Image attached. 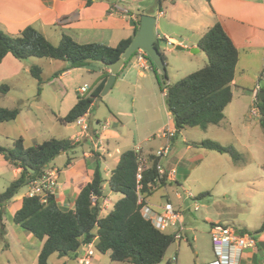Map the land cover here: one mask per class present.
Segmentation results:
<instances>
[{
  "label": "crops",
  "instance_id": "0c3cea01",
  "mask_svg": "<svg viewBox=\"0 0 264 264\" xmlns=\"http://www.w3.org/2000/svg\"><path fill=\"white\" fill-rule=\"evenodd\" d=\"M89 1L0 0V30L15 36L26 27L33 26L53 44L58 45L63 35H68L82 44L99 43L114 47L121 40L132 37L134 35V24L140 22L143 14H148L157 18L155 30L159 46L167 57V62L168 54L173 53L172 47L182 46L184 49L181 51H185V62L193 63L194 59H196L204 67L207 63V56L198 47V42L206 31L219 22L237 47L239 60L232 84L233 100L225 109L224 121L220 125L212 127H221L225 122L231 123L229 115L235 113V103L241 102L242 104L243 101L246 102L243 107L244 115L242 114L241 116L243 123L249 128L253 125L249 119L253 118L250 115V110L255 101L254 90L258 85H260V88L264 85V0H211L210 3L206 0H164L162 9L158 0H92L91 4L88 3ZM115 6L127 9L129 14L112 13L111 10ZM140 9L142 13L133 12V10ZM196 48H199L200 52L192 53L189 51V49ZM242 61H245L248 65H242ZM35 62L37 60H18L12 54H8L4 58L0 64V85L6 83L9 91L5 94L0 93V108L14 109L17 104L27 100L28 92L32 91V88L38 90V82L31 74L32 67L36 66L34 65ZM132 65H135V63L128 64L121 74L117 76L116 82L108 95L120 87L121 91H123V97L126 98V92L128 93L129 91H124V85L127 84L133 88L134 99L147 93L156 96L157 82L150 80V74H154L152 66L150 71L144 72L139 71L135 67L133 69L136 72L134 77L132 76ZM67 66L68 63L65 62L58 71L67 68ZM248 68L254 69V71L248 72ZM72 70L68 69L55 79L62 81L71 74ZM107 73H111L110 68L102 65L87 95H90L102 83ZM24 74L30 75L34 80L24 78ZM250 86L253 87L249 89ZM80 87L76 90V99L66 100L68 94H70L68 91L62 98V103L64 102L65 106L64 117L76 105ZM14 91H16V96H12ZM163 96L165 103V95L163 94ZM109 102L106 106L110 111V115H106L103 120H94L91 115L92 108L97 101L91 111L87 113L90 116L92 128H96V124L105 121L110 124L109 129L105 132L109 147L108 154L100 160L97 155L91 153L93 151L91 140L85 138L78 143H74L76 145L74 150L77 148L82 149V153L79 156L76 152L71 156L65 153L59 155L61 166L65 167V170H61L62 167L56 164L51 163L49 165V167H54L59 171V179L54 196L57 205L62 210H75L79 194L83 187L91 181L98 165H100L104 175L108 178L106 171L110 170L112 172L124 152L141 148L143 160L145 165L148 166V156L154 155L159 149L168 145L165 139L158 137V134L165 128L175 129L166 105L168 120L159 123V121L149 118L148 114L139 113L134 106L131 110H128L123 102L118 103L114 98ZM147 108L148 104L142 108V111L147 112ZM31 110L32 105L28 112L22 110L15 121L0 124L1 146L10 147L13 144V140L20 137L25 139V143L29 147L51 139H45L46 133L44 134L40 131L39 122H35L29 117L28 113ZM139 114L142 115V118L139 117ZM17 120L21 121L30 145H28L27 137L23 135L24 133H20L14 126H11ZM146 124H149L147 128ZM151 124H153V128ZM183 132L177 134L171 140L167 156L160 159V163L167 173V181L157 187H172V197L168 195L166 202H171L177 210L184 213L187 236L189 240L194 238L195 240L193 241L195 242L197 238L195 235L190 234L192 228L188 225V214L185 211L188 200L185 199V195L182 192L185 193V184L190 181L192 172L202 164L205 158L210 155V152L204 149L200 150V148L194 146V143L199 142H188ZM78 133L79 130L62 139L72 141V138ZM180 136L183 137L181 140H179ZM86 148L88 149L86 150ZM68 159H71L70 163H68ZM263 161L264 156L259 160V172L261 173L256 172L257 183L256 181H251L252 183L250 182L249 187L239 188L240 191L243 190L246 196L244 200L248 204L251 203L254 194L258 191L262 193V200L264 199ZM112 165L114 168L110 169ZM171 171H175V174L169 175ZM241 171L245 173V170ZM19 175L20 170L12 167L4 156L0 155V176L7 177L1 187L2 189H0L2 190L0 193L5 191ZM234 177L235 175L231 177L233 179L232 183L244 176H241L238 180H235ZM27 187L29 191V186ZM178 192L181 194L180 197L177 196ZM27 193L21 197H14L4 206L2 211L0 208L2 215L0 218V229L3 227L5 230V248L0 251V257L5 264H38V256L43 242L39 241L33 234L23 230L13 221L15 213L21 208L23 198L27 196ZM148 199L149 197L146 199V204L150 205ZM102 203H105L103 208L108 209L109 199L107 197ZM213 216L215 217L211 218L209 215L205 217V220H210V225H225L219 221L224 216L222 210L217 211ZM262 227L263 230L257 233V248L244 251L240 264H264V225ZM261 228L258 230H261ZM82 250H86V246H82L80 251ZM93 262L94 259L92 264ZM64 263L76 264V261L72 263L70 259L59 258L58 256L56 264Z\"/></svg>",
  "mask_w": 264,
  "mask_h": 264
},
{
  "label": "trees",
  "instance_id": "16d2710c",
  "mask_svg": "<svg viewBox=\"0 0 264 264\" xmlns=\"http://www.w3.org/2000/svg\"><path fill=\"white\" fill-rule=\"evenodd\" d=\"M163 1L158 0L161 9ZM206 1L210 3L211 0ZM88 3L91 4L92 0ZM139 28L140 22L135 23L134 35L121 40L114 47L99 43L82 44L68 35H63L60 43L54 45L33 26L26 27L15 36L0 30V64L8 54L21 61L30 58H49L68 63L67 68L54 73L53 78H58L68 69L83 68L92 62H99L109 67L129 49ZM198 47L207 56L206 65L174 84L167 83L168 75L163 76L157 65L148 57L161 92L167 88L165 105L171 114L176 135L187 128L207 130L209 127L220 125L225 119V109L233 100L232 84L239 51L223 26L218 22L206 31L199 40ZM136 53L126 60L118 75ZM163 57L168 67L164 53ZM31 74L38 82V95H40L44 84L42 69L33 66ZM109 75V73L105 74L102 83L90 95H79L76 105L67 116L59 120L62 123H75L79 117L89 113L99 99ZM261 88V91H264V85ZM8 91L7 85L0 87V93ZM257 105L260 112L258 121L264 135V96L260 98L258 95ZM20 113L19 108H0V124L15 121ZM194 146L206 151L225 153L234 161H241V155L232 146H223L210 140L194 143ZM75 148L76 145L71 140L56 138L31 147L26 145L23 137L14 139L12 147L0 145V155H3L12 167L20 170L19 177L0 193L1 211L23 187L40 178L45 169L62 152L69 155ZM140 157L142 152L137 153L135 150L124 152L108 178L98 165L91 181L79 194L74 211L59 208L55 196L52 195L45 203L40 197L23 198L22 206L15 213L13 221L43 242L38 264H49L54 254H58L59 258L76 261L80 253L79 248L95 239V249L102 254L109 253L114 262L160 264L164 260L167 251L176 242L174 234L158 230L143 217L137 194L140 185L139 191L146 202L147 197L154 193L158 185L166 183L167 176L160 177L157 170L159 158L151 154L148 156V166L138 183ZM70 162L71 159H68V163ZM262 169L264 170V161ZM106 187L122 197L114 204L113 210L101 216L100 207L92 205L91 196L95 194L105 199ZM203 197L205 195L196 197V200ZM1 216L0 213V218ZM262 230L263 227L258 233ZM0 237L5 239L3 227L0 229Z\"/></svg>",
  "mask_w": 264,
  "mask_h": 264
},
{
  "label": "rangeland",
  "instance_id": "374dc122",
  "mask_svg": "<svg viewBox=\"0 0 264 264\" xmlns=\"http://www.w3.org/2000/svg\"><path fill=\"white\" fill-rule=\"evenodd\" d=\"M133 12L142 13V10H133ZM172 48L173 53L168 54V84L177 83L186 76L203 68V64L196 59H194L193 63L185 62V51L177 50L176 46ZM28 60H37L34 65L42 69L44 84L42 85L40 95H38L37 89L32 88V91L28 92L27 100L17 104L16 108L28 112L32 105V110L29 111L28 115L33 121L39 122L40 131L44 134L46 133L45 139L67 138L71 133L78 131L79 127L75 123H62L59 120L65 115V106L64 102L62 103V98L67 93L66 91H68L70 94H68L66 100L76 99L77 88L84 85L91 86L102 64L99 62H92L86 67L73 69L71 74L66 76L62 81H57L53 78V74L57 72L65 62L49 58H30ZM132 63H135L134 57L129 62V64ZM246 64L245 61H242V65ZM135 67V65H132L131 70L133 71ZM252 71H254V69L248 68V72ZM135 74L136 72L133 71L132 76L135 77ZM23 76L24 78H28V80H34L30 75L27 76L24 74ZM150 78V80L157 82L155 74H150ZM3 85L7 84L2 83L0 87ZM124 86V91H129L128 93L126 92V98L123 97V91H121L119 87V89L117 88L109 95L105 96L102 102L94 105L91 111L94 120H103L106 115H110V111L106 105L110 103L109 101L112 100V98L118 101V103L123 102L125 108L128 110H131L134 106L139 113L143 115L148 114L149 118H153V120H157L159 123L168 120L164 96L158 82L157 88L155 89L156 96L147 93L137 96L135 99L132 94L133 88L127 84ZM251 87L253 86H250L249 89H251ZM12 96H16V91L12 92ZM245 103V101H243L242 104L241 102H236L234 109L235 113L233 115L227 114L231 117V123L225 122L221 127H211L209 131L200 128H187L184 130L183 134L186 136L188 142L210 140L220 143L223 146L234 147L241 155V161L236 162L230 155L225 153L209 151L210 155L192 172L190 181L185 184V193H182L185 195V199L188 200L185 211L188 214V225L192 228L190 234L195 235L197 240L195 242L192 239H190L189 242L176 241L169 248L164 260L160 264H209L214 261L216 256L209 233L211 229L210 220H205V217L208 215L211 218L215 217L213 215L219 210L224 212L223 218L219 221H221L222 224L233 227L241 233H249L257 238L258 229L264 225V199L262 200V193L259 191L256 192L251 203L248 204L244 200L246 196L243 190H239L240 187L241 189L245 186L249 187L251 181H256L257 183L256 172L261 173L259 172V160L264 156V135L258 118L253 117L249 119L253 124L250 128L246 127V124L243 123L241 116L242 114L244 115L243 107ZM146 104H148L147 112H143L142 108H144ZM141 114H139V117L142 118ZM148 125L149 124L145 125L146 128ZM11 126H14L20 133H24L23 135H27L21 125V121L17 120V122L12 123ZM96 127H100L99 123L96 124ZM151 127L153 128V124H151ZM182 138L183 137L180 136L179 140ZM26 139L28 145H30L28 137ZM87 149L88 148H86V150ZM75 152L79 156L82 153V149L77 148L74 152H70V156ZM52 164H56L62 167L61 170H65V167L61 166L62 163L59 156ZM112 167L113 165L110 169H112ZM241 170H245V173ZM234 175L235 180H238L241 176L244 177L232 183L233 179L231 177ZM5 179H7L6 176H0V189H2L1 187L4 185ZM171 188L172 187H157L156 191H154L148 199L150 206H154L153 208L157 209L158 206L165 205L167 196L170 195L172 197ZM27 192L28 187H23L16 197H21ZM186 192H191L195 197L205 195L202 199H197V203L200 206L198 211L194 210L195 201L186 198ZM206 193H210V195H206ZM105 194L109 199V206L108 209H103L102 212H100L101 216H105L113 210L114 204L121 198L120 194L114 193L108 188ZM168 233L172 234L173 231L170 230ZM2 240L0 239V251L5 248V239ZM94 251L95 256L93 257V264H129L114 262L111 260L109 254H102L96 249ZM174 258H176V261H174ZM57 260L58 254H54L51 256L49 264H56ZM0 264H5L1 261V257Z\"/></svg>",
  "mask_w": 264,
  "mask_h": 264
},
{
  "label": "built area",
  "instance_id": "2783aa9c",
  "mask_svg": "<svg viewBox=\"0 0 264 264\" xmlns=\"http://www.w3.org/2000/svg\"><path fill=\"white\" fill-rule=\"evenodd\" d=\"M112 13H122L128 15L129 11L123 9L119 6H115L111 10ZM149 55L145 50L137 51L135 55V65L137 69L141 72L150 71L151 64L148 59ZM90 91V86L84 85L78 89L80 96H86ZM167 88L164 89L163 94L165 95ZM261 88L258 85L254 90L255 101L250 110L251 117H259L260 112L258 108V95L260 94ZM75 124L79 127V133L72 138L73 143H78L85 138L91 140L92 154L97 155L100 160L102 156H105L109 152V147L107 144V139L105 137V132L109 129L110 124L105 121L99 123L100 127L92 128L90 116L88 114L79 117ZM176 135V129L165 128L159 134V138H163L167 141V146L159 149L154 155L159 158V163L157 164V170L160 177L167 175L164 167L160 163V159L166 157L169 151V144L171 140ZM137 153L141 152V148H136ZM147 168L143 157L139 158V168L137 172L138 183L142 179V173ZM107 175L111 176V171H106ZM175 171H171L169 175H174ZM168 175V176H169ZM59 171L54 167H47L43 175L35 179L29 185V191L27 193L28 197H40L42 202H47L49 196H54L55 189L58 184ZM141 186L138 187V204L141 205V213L143 217L150 221L155 228L162 232H167L172 230L176 241H186L189 242L187 236V227L185 225L184 213L177 210L171 202H166L162 207L153 208L146 204L144 201V196L140 193ZM177 196H181L180 192ZM186 198L194 200V210L198 211L200 209L197 203L196 197L191 192H186ZM104 200V199H103ZM91 202L93 206L98 205L100 211L103 209L105 203H100V198L92 194ZM211 241L213 244V249L215 252L216 259L209 264H240L241 257L244 251L249 249H256L258 246V239L249 233H241L235 230L231 226L215 224L211 226L210 229ZM193 240H195L193 238ZM95 243L96 239L91 243L86 245V250L80 251L78 258L76 259V264H92L93 256L95 254ZM176 261V258H174Z\"/></svg>",
  "mask_w": 264,
  "mask_h": 264
},
{
  "label": "water",
  "instance_id": "95a60500",
  "mask_svg": "<svg viewBox=\"0 0 264 264\" xmlns=\"http://www.w3.org/2000/svg\"><path fill=\"white\" fill-rule=\"evenodd\" d=\"M156 20L157 18L152 15L143 14L141 16L139 31L133 39L129 49L115 63L109 65L111 73L100 94L99 99L97 100V104L101 101L103 97L108 95V93L113 88L117 76L120 70L125 65L126 60H128L135 52L139 50H145L148 53L149 57L152 59V61L157 65L162 75L165 77L167 76V65L163 57V52L159 46V40L155 30ZM176 49L181 51L184 49V47L177 46ZM189 51L192 53H197L200 52V49H189ZM263 96L264 91L260 92L259 94L260 98H262ZM61 154H64V152H62ZM102 201L103 198H100V203ZM81 248L82 246L79 248V250H81ZM71 262L74 263L73 260H71Z\"/></svg>",
  "mask_w": 264,
  "mask_h": 264
}]
</instances>
